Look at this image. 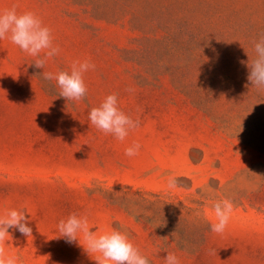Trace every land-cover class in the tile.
<instances>
[{"label":"rangeland","instance_id":"obj_1","mask_svg":"<svg viewBox=\"0 0 264 264\" xmlns=\"http://www.w3.org/2000/svg\"><path fill=\"white\" fill-rule=\"evenodd\" d=\"M13 6L36 13L61 51L36 69L0 40V215L25 209L33 230L9 229L6 252L18 264H96L58 238L61 220L86 213L92 231L120 230L150 264L167 252L180 264H264V90L241 64L264 36V0H0ZM85 59L96 69L80 102L39 76ZM113 93L140 120L123 142L88 120ZM225 199L233 211L216 234Z\"/></svg>","mask_w":264,"mask_h":264},{"label":"clouds","instance_id":"obj_2","mask_svg":"<svg viewBox=\"0 0 264 264\" xmlns=\"http://www.w3.org/2000/svg\"><path fill=\"white\" fill-rule=\"evenodd\" d=\"M6 36L11 43L17 45L23 52L35 57L32 63L36 69H44L48 60L58 56L61 49L54 44L52 30L43 24L42 19L32 11L18 14L16 6L0 11V40ZM255 58L249 56L248 81L258 90H264V36L253 42ZM43 53V55H41ZM96 69L90 59L74 61L69 71L52 73L44 71L41 76L46 81L55 80L59 88V96L68 102H80L85 99L88 89L84 75ZM247 87V85H245ZM129 94L135 93V88L125 89ZM142 109H137L141 111ZM90 125L95 126L104 134H111L123 142L131 132L140 127V120L133 119L118 107V94L108 95L98 107H93L88 113ZM141 145L134 143L125 149V155L133 157L139 154ZM178 186L175 177H169L167 187L174 189ZM214 214L217 218L211 223V231L223 234L226 230L233 205L227 199L214 204ZM9 229L18 230L25 237H32L25 209H11L0 215V264H18V257L6 252L5 241L10 236ZM88 214L71 213L58 224V238H63L68 244H79L89 254L96 264H150V260L141 254L139 249L120 230L100 234V230L92 231ZM174 234V233H173ZM164 264H180L175 253L167 252Z\"/></svg>","mask_w":264,"mask_h":264}]
</instances>
